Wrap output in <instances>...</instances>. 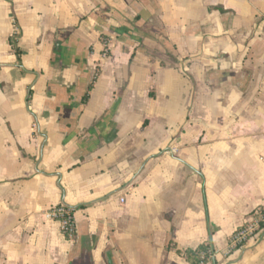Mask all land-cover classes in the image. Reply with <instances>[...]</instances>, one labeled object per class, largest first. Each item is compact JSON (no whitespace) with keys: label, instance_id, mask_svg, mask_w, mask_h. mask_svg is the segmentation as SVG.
Instances as JSON below:
<instances>
[{"label":"crops","instance_id":"obj_1","mask_svg":"<svg viewBox=\"0 0 264 264\" xmlns=\"http://www.w3.org/2000/svg\"><path fill=\"white\" fill-rule=\"evenodd\" d=\"M263 206L264 0H0V264H192Z\"/></svg>","mask_w":264,"mask_h":264},{"label":"built area","instance_id":"obj_2","mask_svg":"<svg viewBox=\"0 0 264 264\" xmlns=\"http://www.w3.org/2000/svg\"><path fill=\"white\" fill-rule=\"evenodd\" d=\"M108 39H106L104 56H108ZM124 201V199H122ZM48 218L59 222L63 235L72 239L77 232V226L73 210L67 206L60 205L51 209ZM264 229V206L257 208L231 236L229 246L224 253L210 249L208 254H203L200 264H213L219 254L230 255L235 250L247 245L253 237Z\"/></svg>","mask_w":264,"mask_h":264},{"label":"trees","instance_id":"obj_3","mask_svg":"<svg viewBox=\"0 0 264 264\" xmlns=\"http://www.w3.org/2000/svg\"><path fill=\"white\" fill-rule=\"evenodd\" d=\"M103 43L106 44V38L103 37ZM17 50V49H16ZM18 52V50H17ZM92 86L90 85L89 90H91ZM88 99V95L85 97V102ZM210 248L208 245H202L198 247L196 250H187L184 252L186 259L192 264H200L201 257L203 254H208Z\"/></svg>","mask_w":264,"mask_h":264}]
</instances>
